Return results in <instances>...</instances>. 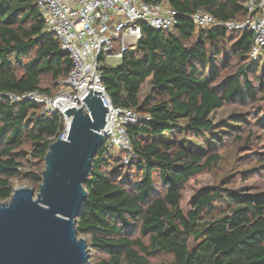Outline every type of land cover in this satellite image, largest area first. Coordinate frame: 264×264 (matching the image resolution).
I'll list each match as a JSON object with an SVG mask.
<instances>
[{"label": "trees", "instance_id": "obj_1", "mask_svg": "<svg viewBox=\"0 0 264 264\" xmlns=\"http://www.w3.org/2000/svg\"><path fill=\"white\" fill-rule=\"evenodd\" d=\"M143 1H165L176 10L177 20L166 32L142 23L134 47L116 63L101 67V83L112 104L133 106L149 120L127 126L137 161L116 166L113 149L103 144L92 158L82 182L86 199L75 221L88 252L97 254L92 261L89 254V261L157 264L151 258L167 253L171 264H264V190L201 187L184 209L183 188L219 155L194 151L164 136L184 119L185 132L196 137L212 127L210 115L216 109L255 97L246 75L251 31L202 27L189 18L202 8L217 19H241L247 13L244 0ZM44 28L33 0H0V91L52 92L56 80L68 73L69 55ZM227 40V54L239 63L222 77L221 69L228 66ZM44 77L51 87L42 85ZM148 77L150 90L140 98ZM37 110L32 102L0 96V201L10 197L12 178L41 182L44 155L61 132L62 118H40ZM25 141L36 161L30 160L33 169L22 172L23 154L17 150Z\"/></svg>", "mask_w": 264, "mask_h": 264}, {"label": "built area", "instance_id": "obj_2", "mask_svg": "<svg viewBox=\"0 0 264 264\" xmlns=\"http://www.w3.org/2000/svg\"><path fill=\"white\" fill-rule=\"evenodd\" d=\"M45 23V32L56 35L60 49L72 62L68 73L56 80L52 92L28 90L21 93L0 91L10 101H29L38 106L36 115L48 118L60 115L62 129L57 138H65L70 117L63 111L83 105V97L92 90L100 91L107 108L105 123L99 132L103 145L118 151L119 163L128 166L138 160L127 126L149 120L133 106L114 105L101 83L104 63H116L123 53L133 48L141 35V24L169 31L176 24V10L165 1L143 0H33ZM246 15L241 19H217L197 8L189 14L191 21L202 27L251 31L249 59L257 60L264 47V0H244Z\"/></svg>", "mask_w": 264, "mask_h": 264}, {"label": "water", "instance_id": "obj_3", "mask_svg": "<svg viewBox=\"0 0 264 264\" xmlns=\"http://www.w3.org/2000/svg\"><path fill=\"white\" fill-rule=\"evenodd\" d=\"M100 96L90 86L83 105L63 111L68 131L49 143L37 191L20 185L0 201V264H91L75 221L86 199L82 182L104 142Z\"/></svg>", "mask_w": 264, "mask_h": 264}, {"label": "rangeland", "instance_id": "obj_4", "mask_svg": "<svg viewBox=\"0 0 264 264\" xmlns=\"http://www.w3.org/2000/svg\"><path fill=\"white\" fill-rule=\"evenodd\" d=\"M225 54L228 66L221 69V76L233 72L239 59L233 56L231 42L225 41ZM210 50H208L209 52ZM213 53L210 51V57ZM246 75L255 87V97L247 99L242 103H226L211 113L212 127L200 130L198 136H190L185 132L184 119L174 124L170 132H165V137H170L180 142L185 147L197 152L207 154L217 153L219 159L203 170L192 176L182 191V206L188 207V199L192 193L201 187L226 188L233 191L246 190L249 192H260L264 190V55L261 54L257 60H249ZM221 65V63L219 62ZM206 67V73H209ZM149 77L140 88L139 97L142 98L151 87ZM42 85L52 86V82L47 77L42 80ZM29 141H25L18 152L23 154L22 172L33 169L28 162L36 161L30 156ZM119 152L113 151L115 164L119 165ZM41 161L38 160V166ZM125 168V167H124ZM14 187L24 185L33 187L37 191L36 182H31L21 175L11 179ZM193 244L190 239L189 245ZM91 261L97 256L95 251H89ZM157 264H171L172 258L167 253H160L151 258Z\"/></svg>", "mask_w": 264, "mask_h": 264}]
</instances>
